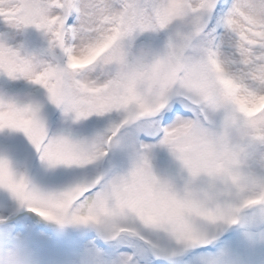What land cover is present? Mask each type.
Returning <instances> with one entry per match:
<instances>
[{
	"label": "snow or ice",
	"instance_id": "1",
	"mask_svg": "<svg viewBox=\"0 0 264 264\" xmlns=\"http://www.w3.org/2000/svg\"><path fill=\"white\" fill-rule=\"evenodd\" d=\"M0 80V132L81 170L48 187L0 150V190L81 229L79 264H230L221 235L264 206V177L240 184L224 163L264 140V0H0Z\"/></svg>",
	"mask_w": 264,
	"mask_h": 264
},
{
	"label": "rangeland",
	"instance_id": "2",
	"mask_svg": "<svg viewBox=\"0 0 264 264\" xmlns=\"http://www.w3.org/2000/svg\"><path fill=\"white\" fill-rule=\"evenodd\" d=\"M29 48L38 50L45 44L44 37L35 29L29 28L23 37ZM147 39H156L147 37ZM0 87H10L5 81L0 80ZM252 150L257 155H264V140H255L251 144ZM0 150L8 151L22 169L31 171L34 160V150L22 133L5 130L0 132ZM35 169L30 174L33 178L48 187H62L78 178L81 170L63 169L50 171L40 166L35 159ZM154 165L164 175H170L178 181L182 179L180 165L167 152L160 151L154 156ZM254 175L264 177V167L259 165L249 168ZM63 173V174H62ZM206 182L202 178L201 183ZM264 206L253 208L244 213L246 218H252L249 223L235 226V234L228 239L224 246L230 264H264ZM27 207H21L6 190H0V216L8 219L0 223V237L8 229L7 224L19 218L25 227L12 233L15 243L31 251L36 264H79L78 237L81 229L72 226L60 227L46 220ZM11 213V214H10ZM51 222V225H50ZM233 225L228 227V230ZM237 232V233H236Z\"/></svg>",
	"mask_w": 264,
	"mask_h": 264
},
{
	"label": "clouds",
	"instance_id": "3",
	"mask_svg": "<svg viewBox=\"0 0 264 264\" xmlns=\"http://www.w3.org/2000/svg\"><path fill=\"white\" fill-rule=\"evenodd\" d=\"M251 143L252 141L244 140L235 143L230 159L224 162L225 166L230 168L231 175L240 184L249 183L253 178L261 177L254 175L249 168L256 165L264 167V155L255 154ZM207 179L205 177L206 181ZM0 260H5L8 264H36L31 251L20 244L0 243Z\"/></svg>",
	"mask_w": 264,
	"mask_h": 264
},
{
	"label": "bare ground",
	"instance_id": "4",
	"mask_svg": "<svg viewBox=\"0 0 264 264\" xmlns=\"http://www.w3.org/2000/svg\"><path fill=\"white\" fill-rule=\"evenodd\" d=\"M252 144V143H251Z\"/></svg>",
	"mask_w": 264,
	"mask_h": 264
}]
</instances>
